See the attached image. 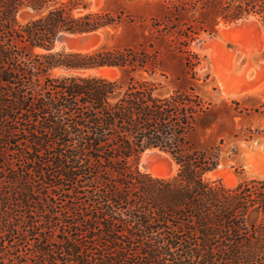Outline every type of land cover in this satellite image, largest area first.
<instances>
[{"label":"trees","instance_id":"trees-1","mask_svg":"<svg viewBox=\"0 0 264 264\" xmlns=\"http://www.w3.org/2000/svg\"><path fill=\"white\" fill-rule=\"evenodd\" d=\"M201 6L226 24L264 20V0ZM88 9L0 0V264H264V179L209 182L219 156L188 141L207 110L198 55L184 52L172 80L146 47L55 51L63 36L124 21ZM104 68L119 78L53 75ZM153 149L176 175L140 171Z\"/></svg>","mask_w":264,"mask_h":264},{"label":"rangeland","instance_id":"rangeland-1","mask_svg":"<svg viewBox=\"0 0 264 264\" xmlns=\"http://www.w3.org/2000/svg\"><path fill=\"white\" fill-rule=\"evenodd\" d=\"M204 1L85 0L88 12L122 15L124 21L98 31L83 47L77 45L75 36H63L55 51L87 52L103 45L146 47L156 52L161 69L172 80L182 76L184 52L197 54L201 63L195 72L207 110L188 141L193 149L219 156L217 170L205 179L234 188L246 180L264 179V20L250 16L226 24L218 14L201 8ZM104 69L82 73L55 70L53 75L119 78L117 69ZM150 80L161 83L164 94L174 88L159 75ZM139 169L154 177L169 178L177 174L178 166L169 153L153 149L142 155Z\"/></svg>","mask_w":264,"mask_h":264},{"label":"water","instance_id":"water-1","mask_svg":"<svg viewBox=\"0 0 264 264\" xmlns=\"http://www.w3.org/2000/svg\"><path fill=\"white\" fill-rule=\"evenodd\" d=\"M98 32H92V33H84L80 35H76L77 38V45L79 47H83L91 42V40L94 38L95 34Z\"/></svg>","mask_w":264,"mask_h":264},{"label":"bare ground","instance_id":"bare-ground-1","mask_svg":"<svg viewBox=\"0 0 264 264\" xmlns=\"http://www.w3.org/2000/svg\"><path fill=\"white\" fill-rule=\"evenodd\" d=\"M103 71H106V69H103Z\"/></svg>","mask_w":264,"mask_h":264}]
</instances>
